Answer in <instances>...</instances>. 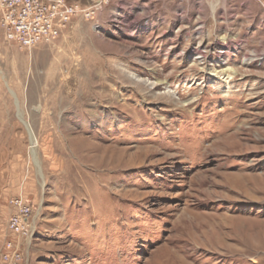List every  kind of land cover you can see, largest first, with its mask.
<instances>
[{
	"label": "rangeland",
	"instance_id": "1",
	"mask_svg": "<svg viewBox=\"0 0 264 264\" xmlns=\"http://www.w3.org/2000/svg\"><path fill=\"white\" fill-rule=\"evenodd\" d=\"M10 242L19 264H264V5L108 0L31 50L0 30V264Z\"/></svg>",
	"mask_w": 264,
	"mask_h": 264
},
{
	"label": "built area",
	"instance_id": "2",
	"mask_svg": "<svg viewBox=\"0 0 264 264\" xmlns=\"http://www.w3.org/2000/svg\"><path fill=\"white\" fill-rule=\"evenodd\" d=\"M102 3L84 8L69 0H0V30L5 39L21 49L31 50L40 44L58 40L78 17H92ZM21 215H14L9 226L13 233L28 234L24 223L30 210L16 200ZM4 258L8 264H19L21 255L14 243L7 244Z\"/></svg>",
	"mask_w": 264,
	"mask_h": 264
},
{
	"label": "crops",
	"instance_id": "3",
	"mask_svg": "<svg viewBox=\"0 0 264 264\" xmlns=\"http://www.w3.org/2000/svg\"><path fill=\"white\" fill-rule=\"evenodd\" d=\"M71 3L79 4L84 8H91L94 7L100 3H103L104 1L108 0H69ZM257 2L264 5V0H256Z\"/></svg>",
	"mask_w": 264,
	"mask_h": 264
},
{
	"label": "water",
	"instance_id": "4",
	"mask_svg": "<svg viewBox=\"0 0 264 264\" xmlns=\"http://www.w3.org/2000/svg\"><path fill=\"white\" fill-rule=\"evenodd\" d=\"M28 125H29V129H30L31 134L33 135V137H34V139H35V134H34V132H33V129H31L30 124H28ZM33 157H34V159H35L36 166L38 167V169H39V171H40V173H41L40 164H39V161H38V159H37V154H36L35 151L33 152Z\"/></svg>",
	"mask_w": 264,
	"mask_h": 264
},
{
	"label": "bare ground",
	"instance_id": "5",
	"mask_svg": "<svg viewBox=\"0 0 264 264\" xmlns=\"http://www.w3.org/2000/svg\"><path fill=\"white\" fill-rule=\"evenodd\" d=\"M24 123H25V125H26V127H27V129H28V131H29V134H30V137H31V141H32V144H33L32 152H34V151H35L34 148L36 147L35 145H37V139H36V137H35V139H34L33 135L31 134L28 123H27V122H24ZM31 129H32V127H31ZM34 160H35V159H34Z\"/></svg>",
	"mask_w": 264,
	"mask_h": 264
}]
</instances>
